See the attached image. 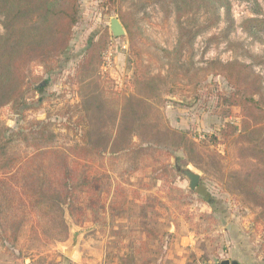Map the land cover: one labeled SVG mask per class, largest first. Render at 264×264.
I'll return each instance as SVG.
<instances>
[{"label":"rangeland","instance_id":"374dc122","mask_svg":"<svg viewBox=\"0 0 264 264\" xmlns=\"http://www.w3.org/2000/svg\"><path fill=\"white\" fill-rule=\"evenodd\" d=\"M209 1L179 11L176 0H80L63 53L30 63L23 80L1 77L0 142L47 124L59 151L40 155L46 202L33 211L0 167V264H220L242 248L264 264L263 208L234 181L263 168L264 30L244 23L264 19V0ZM4 21L0 10V35ZM244 98L255 100L248 123L261 119L247 131ZM28 143L14 135L7 155L31 157ZM58 156L77 184L60 208ZM187 168L201 174L195 189Z\"/></svg>","mask_w":264,"mask_h":264},{"label":"trees","instance_id":"16d2710c","mask_svg":"<svg viewBox=\"0 0 264 264\" xmlns=\"http://www.w3.org/2000/svg\"><path fill=\"white\" fill-rule=\"evenodd\" d=\"M210 7L209 0H176V7L181 9ZM214 9V7H213ZM0 10L5 16V33L0 35V79L4 77L9 81L25 78V68L35 60L45 61L63 53L69 46L73 30L80 18V0H0ZM244 28L251 32L264 30V19L250 18L244 23ZM103 47V40L90 47L83 59L85 68H89L99 57L98 50ZM244 112V131L260 124V118L253 113V124L247 121L249 103H255L252 98L238 99ZM261 110V109H260ZM263 111V110H261ZM258 129H254L256 131ZM260 133V132H259ZM261 134V133H260ZM18 135L29 142L35 153L27 159L21 160L20 156L7 155L6 148ZM55 133L50 131L47 124L36 129L12 133L6 141L0 142V154L5 156L1 168H6L8 178L17 182L25 197L30 210L33 211L38 203H45L43 195L45 189L41 186L47 176L45 167L46 159L40 158L45 153H57L59 149L53 148L52 141ZM31 140V141H29ZM58 154V153H57ZM59 155H62L60 153ZM263 163V168L257 170L255 175H238L234 179L239 181L241 191L256 205L262 206L264 215V141L256 155ZM61 168L57 177H60L61 188L52 190V205L58 208L60 203H67L72 199L76 187V173L68 164L67 156H58ZM51 164L53 162L47 161ZM0 178L1 182H6ZM5 180V181H4ZM38 183V194L35 183ZM39 195V196H38ZM58 202H57V200Z\"/></svg>","mask_w":264,"mask_h":264},{"label":"water","instance_id":"95a60500","mask_svg":"<svg viewBox=\"0 0 264 264\" xmlns=\"http://www.w3.org/2000/svg\"><path fill=\"white\" fill-rule=\"evenodd\" d=\"M110 29L115 37L122 36L126 33V29L122 21L117 17H113L111 19ZM183 173L184 175H186V177L189 180V188L195 189L201 180V174L189 168L183 170ZM64 251L68 256H74L76 253V249L74 245H69L68 247L64 249ZM220 264H238V262L232 261L230 259H224L221 261Z\"/></svg>","mask_w":264,"mask_h":264},{"label":"crops","instance_id":"0c3cea01","mask_svg":"<svg viewBox=\"0 0 264 264\" xmlns=\"http://www.w3.org/2000/svg\"><path fill=\"white\" fill-rule=\"evenodd\" d=\"M225 258L230 259L232 261H237L238 264H247V260L249 258V254L246 250L242 249H233L231 253H229ZM252 258V257H250ZM161 264H170V263H161Z\"/></svg>","mask_w":264,"mask_h":264}]
</instances>
